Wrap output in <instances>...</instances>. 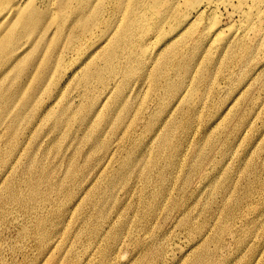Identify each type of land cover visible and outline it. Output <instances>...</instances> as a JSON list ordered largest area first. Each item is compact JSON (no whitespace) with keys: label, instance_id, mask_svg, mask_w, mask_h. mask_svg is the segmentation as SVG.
Returning <instances> with one entry per match:
<instances>
[{"label":"rangeland","instance_id":"1","mask_svg":"<svg viewBox=\"0 0 264 264\" xmlns=\"http://www.w3.org/2000/svg\"><path fill=\"white\" fill-rule=\"evenodd\" d=\"M204 1L0 0V264H264V0Z\"/></svg>","mask_w":264,"mask_h":264},{"label":"bare ground","instance_id":"2","mask_svg":"<svg viewBox=\"0 0 264 264\" xmlns=\"http://www.w3.org/2000/svg\"><path fill=\"white\" fill-rule=\"evenodd\" d=\"M204 3H205V1L204 0H191V5H190V9H192V11H194V13H195V15H194V17H193V19L191 18V15H190V10H188L189 12H184L183 13V15L181 16V18L180 17H178V19L177 20H175V26L174 27H172V29H171V31L172 32H174L177 28L178 29H182L180 32H182L184 29H189V28H196V27H199V26H201L203 23H202V21H201V19L202 18H204L203 17V14H204V12H203V10H204V8L206 7H204ZM206 4H207V2H206ZM205 4V5H206ZM210 7V6H209ZM208 9V8H207ZM248 9V8H247ZM214 11V10H213ZM210 13V12H209ZM208 13V14H209ZM247 13H248V11H247ZM206 17V16H205ZM166 18H172V12H171V14L170 15H166ZM207 19V18H206ZM246 22H249V27H252V29H254L255 27H256V24L254 23V21H253V17L251 16V14H247L246 15ZM204 24H205V22H204ZM204 24H203V26H204ZM216 26L217 25H213L212 27L211 26H208L207 24H206V26H204V31H203V41H204V39H205V37H212V40L214 39V41L216 42V40H217V38L219 37H221V34L222 33H224L223 32V30H222V28L221 29H218V30H216ZM258 26V25H257ZM164 28V23H161L159 26H158V29H159V31H161L162 29ZM229 29V28H228ZM83 30V29H82ZM81 30V31H82ZM225 30V29H224ZM151 32H153V33H155V35H156V37H157V40L159 41V32L158 31H156V29L153 27L150 31H149V33H151ZM179 32V33H180ZM149 33H141L140 34V37H139V39H137V42H136V45L135 46H137V45H140V44H146V37L148 36V34ZM178 33V34H179ZM178 34H177V36H178ZM188 34H191V31H189L188 32ZM176 36V37H177ZM230 36L231 37H227V39L224 41V47H226V46H229L232 42H234V41H238V42H240L241 41V39H239V35H237V32L236 31H231V34H230ZM177 38H179V37H177ZM156 40V39H155ZM205 43H206V39H205V41H204ZM150 43V42H149ZM208 44V43H207ZM241 44V43H240ZM149 45V44H148ZM211 45H213V43L211 44ZM151 46V45H150ZM240 47V46H239ZM244 48H246L245 46H244ZM227 49V48H226ZM253 55V53H250V55ZM249 56V55H248ZM254 57V56H253ZM254 59V58H253ZM251 61H252V59H251Z\"/></svg>","mask_w":264,"mask_h":264}]
</instances>
